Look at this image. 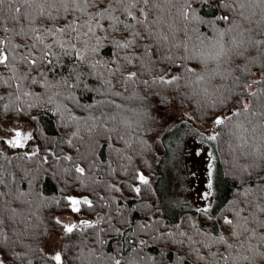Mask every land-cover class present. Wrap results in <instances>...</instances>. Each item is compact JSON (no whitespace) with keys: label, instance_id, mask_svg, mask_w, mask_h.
Masks as SVG:
<instances>
[{"label":"snow or ice","instance_id":"snow-or-ice-1","mask_svg":"<svg viewBox=\"0 0 264 264\" xmlns=\"http://www.w3.org/2000/svg\"><path fill=\"white\" fill-rule=\"evenodd\" d=\"M197 4L206 7L208 0H0V69L4 70L0 71V118L10 111L22 115L25 107L38 106L44 96L52 103L53 95H63L53 92L58 88L69 90L66 98L78 103L71 90L84 87L112 97L79 105L99 109V116L88 117L93 121L87 129L90 138L101 128L107 134L105 146L113 138L111 133L127 145L118 125L109 128L106 121L119 118L138 135L154 120L146 110L147 92L125 95L129 86L171 88L170 94L181 102L195 104L210 129L200 135L214 150L197 151L205 156L208 179L207 190L201 193L204 204L196 211L211 222L212 229L192 221L190 231H178L179 239L170 231L160 233V237L184 248L178 264H264V0H220L218 7L227 14L212 19L200 15ZM200 24L208 30L190 27ZM190 32L198 43L193 42ZM107 48L113 51L104 58L101 53ZM173 65L180 71H172ZM96 83L100 87H94ZM33 86L42 88L43 95L32 90ZM182 87L187 91H181ZM133 101L139 105L126 107ZM105 107L109 108L107 113ZM185 115L195 118L190 112ZM101 117L104 120L97 123ZM10 132L11 138L0 136V155L5 148L25 149L35 139L31 131L18 127ZM66 143L80 153L72 139ZM99 146L98 141H91L80 153L81 159L87 160V153ZM40 151L36 146L15 158L32 159ZM221 151L228 154L229 159L222 162L236 173L241 191L227 214L217 216L211 198L216 153ZM48 152L60 158L51 149ZM41 159L47 163L48 156ZM63 159L72 164L63 171L77 173L78 180L87 179L95 166L94 160L84 166L72 155ZM136 179L150 184L141 171ZM16 183L15 174L7 173L6 178L0 165V264H141L139 253L146 240H137L127 256L119 250L105 251L107 241L101 233L125 235L112 224L105 196L96 192L91 196L63 195L61 212L76 215L77 221L65 223L53 213L52 225L44 227L34 210L37 201L30 199L31 192L15 187ZM108 187L119 190L115 184ZM134 191L139 194L141 188L135 186ZM38 199L44 201L42 206L47 205L42 195ZM61 200L52 203L60 205ZM85 208L95 220L79 219ZM103 224L108 227H101ZM150 227L140 225L141 231ZM175 227L180 229L179 224ZM26 239L51 240L53 250L33 248L24 242Z\"/></svg>","mask_w":264,"mask_h":264},{"label":"trees","instance_id":"trees-1","mask_svg":"<svg viewBox=\"0 0 264 264\" xmlns=\"http://www.w3.org/2000/svg\"><path fill=\"white\" fill-rule=\"evenodd\" d=\"M219 3L220 0H208V6L201 7L200 4H197L196 7L205 19H212L214 16L227 14L225 9L218 7ZM190 27H196L201 32L208 30L203 24L190 25ZM189 35L192 36L193 42L198 43L193 33L190 32ZM112 51V49L107 48L101 55L104 58H109ZM21 70L25 71L26 69L22 68ZM0 71L4 70L0 69ZM172 71H180V69L173 65ZM144 78L146 77H141V79ZM113 82L115 83V80ZM93 86L100 87V83ZM32 90L40 91L43 95L42 88L33 86ZM57 91L63 93V95H53L52 103H48L47 96H44L38 102V106L31 109L25 107L22 115L10 111L0 118V131L5 130L4 123L6 121H12L16 126L21 124L30 125L35 138L30 143L41 148L40 153L32 159H16L15 157L22 156L25 151L5 148L3 150L4 154L0 155V165L4 166L6 178L7 173L15 174L17 183L14 186L21 191L31 192L30 199L37 201L34 210L43 221L44 227L52 225L51 216L53 213L60 216L61 219L66 216H73L78 219L76 215L70 212H61V208L64 207V201L61 200L63 195L91 196L93 192L99 193L105 196L108 204L107 211L111 213L112 224L117 228H121L122 232L125 233V235H120L115 231L107 234L101 233V238L107 241L104 246L105 251L115 253L119 250L127 256L131 254L135 242L143 239L147 241V244L139 253L140 257L143 258L141 264H178V257L184 254V248L175 244L168 237L161 238L160 233L166 231L176 232L177 236L175 238L179 239L178 231H190V222L192 221L199 222L201 227L209 230L212 229V224L210 221H204L202 214L196 211L197 208H189L185 205H174L173 208L165 205L160 189L161 163L168 153L166 137L170 128L163 129L162 134L159 133L162 128L159 113L171 107H176L184 113L190 112L195 117L191 120L206 126L208 123L202 118L203 114L196 109L193 102L187 100L181 102L178 96L171 95L170 93L173 90L169 87L161 85L146 87L142 84L130 85L125 95H130L133 92L143 95L147 92L146 110L150 112L154 120L150 121L143 130H139L138 135L128 125L120 122L119 118L116 122L106 121L109 128L118 125L121 135H124V140H127L128 144L126 145L124 141L116 139V133H111L113 138L105 146L107 134L103 129L94 130L91 138L87 131L93 123V121L88 120L89 115L99 116V109L89 110L79 105L95 104L96 100L111 99L112 97H104L94 91L79 87L71 90L78 98L77 103L66 98L70 94L69 90L64 88L53 89V92ZM181 91H187V89L182 87ZM48 95H52V93ZM116 99L118 103L123 102L120 98ZM138 105V101L127 102L126 107H137ZM21 106L24 105L21 104ZM58 106L59 111H57ZM103 111L107 113L109 108L105 107ZM125 115L130 114L125 113ZM32 116L37 118L32 120ZM13 117H18V119L14 120ZM103 120L104 118L101 117V120L97 123ZM84 121L88 122L85 123ZM134 126L133 122V128ZM74 131H78L79 135L72 136L71 134ZM68 139H72L73 145L80 149V153L86 151V146L91 141H98L100 146L87 153V160H82L80 153H77L72 145L66 143ZM225 139L227 138L225 137ZM48 149H51L60 158L57 159L56 156L51 155ZM117 149L119 151H116ZM216 154L219 175L223 183V192L214 206L216 215L219 216L227 214L232 202L239 197L241 189L236 179V173L222 162V160L229 159L228 154L223 151ZM45 155L48 156L47 163H44L41 159ZM65 155H72L76 162L84 166H87L93 160L95 161V166L87 173V179L78 180L77 173L63 171L72 167L71 162L63 159ZM128 157H131V159H128ZM9 160L11 163H9ZM138 171L149 177V185L139 183L136 179ZM93 180L96 183H93ZM113 184L119 189L118 191L108 187ZM85 185L87 186L85 187ZM135 186L141 188L139 194L134 191ZM40 195L46 198V206H42L44 201L38 199ZM56 200H61L60 205L52 203ZM96 211L101 215L104 214L100 208H97ZM82 217L93 220L96 218L91 210L86 208L79 219ZM143 224H150L151 227L141 231L140 225ZM177 224L180 225L179 230L175 227ZM101 227L107 228L108 225L103 224ZM87 231L91 232L92 230ZM24 242L31 243L33 248L42 247L44 243V241L33 242L27 239ZM35 258L34 256L33 259Z\"/></svg>","mask_w":264,"mask_h":264},{"label":"rangeland","instance_id":"rangeland-1","mask_svg":"<svg viewBox=\"0 0 264 264\" xmlns=\"http://www.w3.org/2000/svg\"><path fill=\"white\" fill-rule=\"evenodd\" d=\"M161 130L170 128L167 134L168 153L161 163L160 189L166 206H187L189 208L202 207L204 201L201 193L207 190V174L204 154L197 155L198 149H203L204 153L213 150L209 143L202 139L201 133L210 131L208 125L204 126L189 119L185 113L176 107L160 112ZM18 127L24 131H31L32 127L28 124L16 126L12 121L4 123L5 130L0 131V136L11 138L10 130ZM158 133V134H159ZM36 147L28 142V147L22 149L28 151ZM147 175V174H146ZM213 208L218 202V198L223 192L218 165L213 175ZM84 218V217H82ZM62 220L65 223L76 222L75 217L66 216ZM55 235V234H53ZM44 251L51 252L54 244L51 240L43 243Z\"/></svg>","mask_w":264,"mask_h":264},{"label":"water","instance_id":"water-1","mask_svg":"<svg viewBox=\"0 0 264 264\" xmlns=\"http://www.w3.org/2000/svg\"><path fill=\"white\" fill-rule=\"evenodd\" d=\"M80 219H85V218H80Z\"/></svg>","mask_w":264,"mask_h":264}]
</instances>
